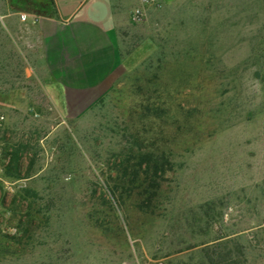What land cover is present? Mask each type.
<instances>
[{"label":"rangeland","instance_id":"1","mask_svg":"<svg viewBox=\"0 0 264 264\" xmlns=\"http://www.w3.org/2000/svg\"><path fill=\"white\" fill-rule=\"evenodd\" d=\"M137 5L82 113L4 99L0 264H264V0Z\"/></svg>","mask_w":264,"mask_h":264},{"label":"crops","instance_id":"2","mask_svg":"<svg viewBox=\"0 0 264 264\" xmlns=\"http://www.w3.org/2000/svg\"><path fill=\"white\" fill-rule=\"evenodd\" d=\"M138 3L0 0V108L33 82L43 92L57 91L68 115L86 110L110 87L117 66L115 28ZM14 82L21 85H9Z\"/></svg>","mask_w":264,"mask_h":264},{"label":"trees","instance_id":"3","mask_svg":"<svg viewBox=\"0 0 264 264\" xmlns=\"http://www.w3.org/2000/svg\"><path fill=\"white\" fill-rule=\"evenodd\" d=\"M160 155L165 156V153L161 151ZM15 159L17 160L16 157ZM143 161L144 160H142V162ZM139 165H141V163ZM144 165L145 169H148V160H146V163H144ZM226 245L227 243L225 244V246ZM234 249H232L230 246H228L227 248L224 247V251L220 253L216 259L208 257V264H260L258 262L259 258L249 259V254L245 251L244 248L240 247Z\"/></svg>","mask_w":264,"mask_h":264},{"label":"built area","instance_id":"4","mask_svg":"<svg viewBox=\"0 0 264 264\" xmlns=\"http://www.w3.org/2000/svg\"><path fill=\"white\" fill-rule=\"evenodd\" d=\"M162 0H142V3L144 5H148V4H151V3H156V4H159ZM142 15V8L141 7H138V8H135L134 10H132L130 12V19L131 20H138L139 17ZM21 18L23 19L24 16L21 15Z\"/></svg>","mask_w":264,"mask_h":264}]
</instances>
